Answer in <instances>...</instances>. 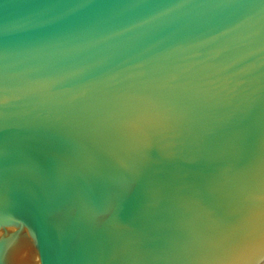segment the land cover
Returning <instances> with one entry per match:
<instances>
[{"label": "water", "instance_id": "obj_1", "mask_svg": "<svg viewBox=\"0 0 264 264\" xmlns=\"http://www.w3.org/2000/svg\"><path fill=\"white\" fill-rule=\"evenodd\" d=\"M0 264H264V0H0Z\"/></svg>", "mask_w": 264, "mask_h": 264}]
</instances>
